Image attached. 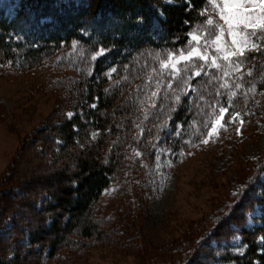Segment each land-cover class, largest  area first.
I'll use <instances>...</instances> for the list:
<instances>
[{
  "label": "rangeland",
  "instance_id": "obj_1",
  "mask_svg": "<svg viewBox=\"0 0 264 264\" xmlns=\"http://www.w3.org/2000/svg\"><path fill=\"white\" fill-rule=\"evenodd\" d=\"M163 3L172 4L170 0ZM222 3L223 0H216L217 7L205 4L200 14L202 20L191 26L184 47L147 55L149 66L142 84L137 86V81L135 90L125 94L129 100L138 91L142 96L140 106L129 119V130L124 135L121 132L120 136L107 137V150L115 148L117 141L126 144V164L121 180L106 192L97 212L100 216L104 208L112 216V226L118 235L108 244L89 243L87 250H68L59 257L49 258L45 244L52 237L44 235L43 245H29L27 230L23 229L28 225V231H33L37 219H46L45 194L50 188L45 184L52 173L63 165L72 171V160H56L53 155L56 145L51 144V139L58 117L64 113L62 94L74 88L75 82L69 79L77 75L60 71L61 66H56V62L62 60L74 68L76 50L62 49L32 70L1 66L0 212L2 202H9L6 206L9 209L0 219V264H9L8 261L17 257L10 264H206L208 248L228 245L235 252L243 250L244 232L253 231L261 224L262 211L258 204L248 208L239 204L245 198H249L250 204L259 182L264 183V107L263 112L259 109L264 105V93L241 89L236 96L235 92L239 90L237 84L251 73L253 62L258 60L246 61V58L262 50L264 30L256 29L255 36L250 34L252 29L241 31L237 39L247 42L241 57L238 45L232 43L233 37L220 18ZM17 4L15 0H0V9L11 19ZM243 7L256 5L245 3ZM259 14L257 7L256 15ZM208 18L219 27L207 25ZM189 33L200 37L199 50L208 56V62L196 60L197 67L188 73L190 87L183 88L187 95L181 92L182 85L173 83L175 95H180L176 101L167 87L170 77L160 74L161 62L170 54L178 58L181 49L186 54L190 45L197 46ZM253 43L259 46V51L252 48ZM230 52L236 55L223 59ZM213 58L219 68L211 65ZM201 66L204 70L197 77L194 72ZM113 68L105 72L109 85L116 80ZM122 78L118 76L117 80ZM158 81L159 97L152 98ZM153 100L155 108L150 106ZM192 101L196 107L201 105L209 123L218 118L216 101L229 107L224 127L218 134L207 137L201 124L195 136L190 133L193 141L171 121L170 114L176 108ZM69 112L74 115L73 111L65 112L67 119ZM200 114L199 111L198 119ZM96 138V134H91V140ZM204 139L209 142L203 143ZM43 149L45 154H41ZM124 190L128 193L123 194ZM262 241L258 238V242Z\"/></svg>",
  "mask_w": 264,
  "mask_h": 264
},
{
  "label": "trees",
  "instance_id": "obj_2",
  "mask_svg": "<svg viewBox=\"0 0 264 264\" xmlns=\"http://www.w3.org/2000/svg\"><path fill=\"white\" fill-rule=\"evenodd\" d=\"M15 1L18 4L13 18L5 17L0 9V68L10 65L19 71L32 70L65 48L74 47L77 57L74 68L62 60L56 62V66H61L60 71L77 75L69 79L75 82L74 88L62 94L64 113L58 117L51 139V144L56 145V151L53 150L56 160H72V171L63 165L47 180L45 185L50 190L45 194L46 219H37L33 231H28L30 226H23L28 244L43 245L44 235L51 236L52 240L45 244L49 258L59 257L68 250H87L89 243L108 244L118 233L112 226V216L104 208L100 216L97 214L98 205L122 178L126 144L117 141L115 148L107 150V137L120 136L121 132L124 135L129 130L128 121L137 112L142 96L138 91L129 100L124 96L142 84L149 66L146 56L184 47L191 26L202 20L200 14L206 0H170L172 4L163 0ZM100 48L109 51L92 59ZM247 57L246 61L258 60L251 65V75H245L240 85L237 84L236 96L241 89L264 93V45L259 54ZM110 67L116 69L112 85L105 75ZM121 75L123 78L118 81ZM67 111L74 112L71 119L65 118ZM202 111L201 105L197 108L194 101L183 103L170 114L171 121L190 138V133L195 136L198 125L207 121ZM91 134L97 135L95 141L90 139ZM127 193L124 190L123 194ZM248 199L241 200L239 206L248 208L258 204L262 211L261 224L253 231L244 232L241 252L228 245L207 247L206 264H264V240L258 242V238L264 237V183L259 182L250 204ZM8 203H1L0 219L8 213Z\"/></svg>",
  "mask_w": 264,
  "mask_h": 264
},
{
  "label": "snow or ice",
  "instance_id": "obj_3",
  "mask_svg": "<svg viewBox=\"0 0 264 264\" xmlns=\"http://www.w3.org/2000/svg\"><path fill=\"white\" fill-rule=\"evenodd\" d=\"M206 3H210L213 7H217L216 0H206ZM245 3L254 4L256 5V7H243ZM257 7L259 8V15H256ZM219 11L220 18L227 25L229 35L233 37L232 43L238 45L239 54L241 57H243L247 47V42H241L237 39V37L241 35L242 30L252 29L253 32L250 34L253 36L256 35V29L264 30V0H223L222 7H219ZM137 23H143V21L137 20ZM206 23L207 25L213 28L219 27L218 25L214 24V21L211 18H208ZM189 35L192 37L193 41L197 42L196 47H192L190 45L186 51V54H184L185 50L181 49L179 50L178 58H174V54H170L166 61L161 62L160 74L161 76L167 74L170 77L167 87L169 90L172 91L176 101L180 100V95H175L173 83L175 82L178 86L182 85L181 92H183V88L190 87V76L188 75V73H190L193 68L197 67L195 63L196 60H202L206 63L208 62V56L199 50L200 37L195 35L194 33H189ZM219 40L220 37L217 36V43L219 42ZM206 43L207 41L205 40V44ZM252 48L256 51L260 50L259 46L255 43L252 44ZM107 51H109V49L107 48L98 49L96 55H94L92 59H96L97 55H105ZM235 55L236 52H230L225 55L223 59L228 60L229 56ZM211 65H214L217 68L220 67V65H217L215 58L211 60ZM203 70L204 69L202 66L199 67V70H196L194 72V75L197 77L200 76ZM111 71L115 72L116 69L113 68ZM154 71L156 70L154 69ZM249 75H251V73H249ZM159 91L160 86L158 81L157 90L151 93V97L158 98ZM183 94L187 95L188 93L183 92ZM217 95H219V93H217ZM165 98H167V96H165ZM200 99H203V97L201 96ZM215 103L219 105L218 113H216L218 118H216L213 123H209L207 121L203 123V127L206 129L207 132V137L209 138L212 137L214 134H218L219 130L224 127L223 121L225 114L229 113V107L221 105L219 101H216ZM150 106L152 108H155L157 106L155 100L152 101ZM93 107H95V105H93ZM197 107H199V105H197ZM67 116L69 119H71L73 113L69 112ZM145 119H147V113L145 114ZM202 142L207 144L209 142V139H204ZM137 155H140V153H137ZM261 239L264 240V237H262Z\"/></svg>",
  "mask_w": 264,
  "mask_h": 264
},
{
  "label": "bare ground",
  "instance_id": "obj_4",
  "mask_svg": "<svg viewBox=\"0 0 264 264\" xmlns=\"http://www.w3.org/2000/svg\"><path fill=\"white\" fill-rule=\"evenodd\" d=\"M132 158V157H131Z\"/></svg>",
  "mask_w": 264,
  "mask_h": 264
}]
</instances>
